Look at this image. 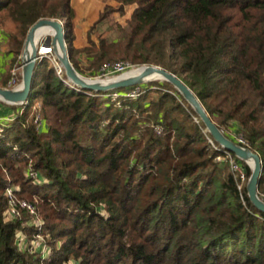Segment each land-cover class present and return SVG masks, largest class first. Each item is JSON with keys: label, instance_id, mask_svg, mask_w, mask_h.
<instances>
[{"label": "trees", "instance_id": "16d2710c", "mask_svg": "<svg viewBox=\"0 0 264 264\" xmlns=\"http://www.w3.org/2000/svg\"><path fill=\"white\" fill-rule=\"evenodd\" d=\"M111 1L118 7L107 5L97 24L136 4L121 37L97 43L94 25L89 44L76 48L72 0H0V14L18 29L8 37L12 67L22 64L31 27L55 18L66 19L71 61L82 74V53L93 75L122 60L165 68L228 137L241 144L242 134L260 155L262 193L264 0ZM136 87L78 90L48 59L39 61L29 103L14 105L20 114L0 131V264H264V212L248 194L249 165L231 152L242 181L217 161L224 154L209 140L222 146L171 82L126 95ZM9 188L36 212L18 206L20 214L9 215ZM39 236L45 252L33 244Z\"/></svg>", "mask_w": 264, "mask_h": 264}, {"label": "water", "instance_id": "95a60500", "mask_svg": "<svg viewBox=\"0 0 264 264\" xmlns=\"http://www.w3.org/2000/svg\"><path fill=\"white\" fill-rule=\"evenodd\" d=\"M42 26H48L54 30L53 33L47 34L48 36L44 44L53 47L55 55L65 70L67 79L70 83L81 89L108 92L119 88L142 85L154 80H166L171 82L193 106L205 123L206 129L213 135L216 141L249 165L252 173L247 184L248 194L253 204L264 212V200L259 196V183L262 173V159L260 155L228 137L214 122L193 90L182 79L159 65H143L135 68L142 69V71L137 74H124L107 80L84 77L71 61L66 27L59 19L42 18L31 27L26 37L24 51L21 56L22 81L19 87L4 88L0 86L1 100L9 104H24L30 101L35 71L39 63L38 45L41 38L44 37V35L38 36L37 32ZM153 75H159L160 77L157 79L151 78ZM251 162L253 164H251Z\"/></svg>", "mask_w": 264, "mask_h": 264}, {"label": "rangeland", "instance_id": "374dc122", "mask_svg": "<svg viewBox=\"0 0 264 264\" xmlns=\"http://www.w3.org/2000/svg\"><path fill=\"white\" fill-rule=\"evenodd\" d=\"M72 4L77 10V16L75 18V28H74L75 38L73 39V46L76 48H82L89 44V31L94 25L95 28L92 29L91 38L97 43L99 42V39L101 37L107 38L108 40H116L120 38L122 33L120 30V26L127 25L128 20L130 19L134 9L136 8V4L126 6L123 12L115 11L109 13L108 16L105 18V20L97 24V21L99 20L101 14L105 11L106 6L112 5L118 7L117 2L111 0H72ZM2 13L3 14H0V35H1L0 37L2 38L0 42V76H5L6 75L5 72H7L9 75L12 74V78L10 82H12V84H14L13 87H15L17 85V81H19L21 69H18L16 71L17 67L16 68L12 67V64L10 62L11 57H9V54L7 52L6 42L10 34L17 33L18 29L16 23L8 16V14L5 12ZM63 20L66 23V19ZM79 62H80V67L82 68V71L84 73L81 74L84 77L98 78V75H101L100 72L101 67L98 71V74L93 75L91 73L89 59L87 55H85L84 53L79 55ZM129 63L132 66H134V70H136L135 68L143 66V65L135 66L131 62ZM5 78L6 79L4 81H0L1 86L6 84L7 77ZM89 93L90 92H88V94ZM220 164L224 166V163H220ZM29 202L32 203L31 201ZM40 240H42V242L44 241L43 238H41Z\"/></svg>", "mask_w": 264, "mask_h": 264}, {"label": "built area", "instance_id": "2783aa9c", "mask_svg": "<svg viewBox=\"0 0 264 264\" xmlns=\"http://www.w3.org/2000/svg\"><path fill=\"white\" fill-rule=\"evenodd\" d=\"M64 25H66L65 21L63 19H59ZM48 35H44V37L41 38L40 40V43L38 45V54H39V57H38V61H41L43 59H48L50 62H52V64L54 65L55 69H56V72L57 74L64 80L65 83H67L68 85H70L71 87L75 88V89H78L80 90L81 88L75 86L74 84L70 83L69 80L67 79V77L65 78L66 76V73L64 71V68L62 67L61 63L58 62V58L57 56L55 55L54 53V49L52 46H49V45H45L44 42L46 41V37ZM18 69H21V66L20 68L17 67L16 68V71ZM134 70V66H132L129 62H126V61H117V62H114V63H111V62H108V63H105L102 67H101V75H98V78L96 79H102V80H107V79H112V78H115V77H118V76H121V75H124L130 71ZM15 74V73H14ZM15 82V81H14ZM10 86H14V84H12V82H10ZM19 86L16 85L15 87ZM137 87L128 91L127 92V96H131V97H135L139 94L140 92V87L139 85H136ZM114 96H118L119 94L118 93H114L113 94ZM29 103V101L27 103H24V104H19L23 107H25L27 104ZM16 105V104H15ZM23 111V109H22ZM22 111H20L22 113ZM20 113H12L11 115L9 116H6V117H0V131H3L2 127L7 125L8 123L12 122V121H15V119L18 117ZM36 122H38L40 124V126L42 125V120L40 118V116H38L36 118ZM158 131H161V128H158ZM237 140L241 143L240 145L244 146L247 144V141L246 139L242 136V134H238L237 135ZM211 145L214 146L216 149L220 150L224 155H219L217 157V160L218 161H225V162H229V164L231 165V168L234 172H236L237 174V177L239 179H241L242 181L245 180V172H244V169L242 167V165L240 164V162L238 161V159L236 157H234L232 155V153L227 150L226 148L224 147H218L215 145V143L213 142L212 139L209 140ZM246 147V146H244ZM28 176L31 177V178H36L38 177V173L36 171H33L32 169L27 172ZM35 181L37 183H42L43 182V179L42 178H37L35 179ZM241 188V185L239 186ZM13 188H9L8 189V195L10 197V204L12 205V209L10 210V212H8L9 215H11L12 213L14 215H19L20 214V211L18 209V206H20L21 208L23 209H28L31 213H35L36 212V209H35V206L26 201V200H17L15 197H14V194L12 192ZM259 196L261 199L264 200V192L260 193L259 192ZM38 224H41V221L38 220ZM39 238L41 239V236H39ZM25 239V237H24ZM44 242V241H43ZM37 243H40V245L42 246V251L45 252L47 250V247L46 245H44L42 243V240H40V242H37V241H34L33 244L36 245Z\"/></svg>", "mask_w": 264, "mask_h": 264}, {"label": "crops", "instance_id": "0c3cea01", "mask_svg": "<svg viewBox=\"0 0 264 264\" xmlns=\"http://www.w3.org/2000/svg\"><path fill=\"white\" fill-rule=\"evenodd\" d=\"M1 40H2V38L0 37V42H1ZM8 44H9V42H8V39H7V42H6L7 52L9 54V57H11L10 62H12L13 54L9 52V50H8ZM23 51H24V49H23ZM5 74H6L5 76H0V81H4L6 79L5 77H7V81H6L7 82V86H5V85L1 86L0 85L1 87H4V88L10 86V81H9L10 77H9V74L7 72H5ZM14 105L15 104H9V103H6V102H4L3 100L0 99V117H6V116H9L12 113L16 112V110L14 109ZM18 106H20V105H18Z\"/></svg>", "mask_w": 264, "mask_h": 264}, {"label": "bare ground", "instance_id": "6f19581e", "mask_svg": "<svg viewBox=\"0 0 264 264\" xmlns=\"http://www.w3.org/2000/svg\"><path fill=\"white\" fill-rule=\"evenodd\" d=\"M53 33L54 32V30L52 29V28H50V27H48V26H42V27H40L39 29H38V32H37V35L39 36V35H47V34H49V33ZM29 49L31 50V47L29 46ZM142 71V69H136V70H133V71H131V72H129V73H127L128 75L129 74H137V73H139V72H141ZM126 74V75H127ZM158 77H160L159 75H153L151 78H154V79H157ZM19 87V86H18ZM251 164H253L252 162H251Z\"/></svg>", "mask_w": 264, "mask_h": 264}]
</instances>
